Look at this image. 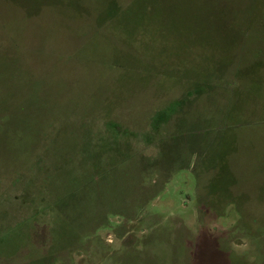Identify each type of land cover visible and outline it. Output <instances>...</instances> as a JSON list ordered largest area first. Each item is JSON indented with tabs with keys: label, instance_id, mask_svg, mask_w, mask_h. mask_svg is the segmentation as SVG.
<instances>
[{
	"label": "rangeland",
	"instance_id": "rangeland-1",
	"mask_svg": "<svg viewBox=\"0 0 264 264\" xmlns=\"http://www.w3.org/2000/svg\"><path fill=\"white\" fill-rule=\"evenodd\" d=\"M0 264H264V0H0Z\"/></svg>",
	"mask_w": 264,
	"mask_h": 264
}]
</instances>
